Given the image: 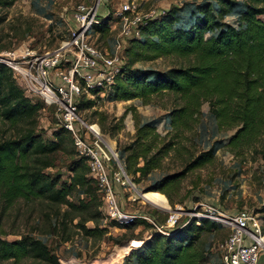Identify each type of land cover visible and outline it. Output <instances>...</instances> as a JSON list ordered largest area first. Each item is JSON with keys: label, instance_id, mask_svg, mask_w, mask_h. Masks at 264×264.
<instances>
[{"label": "trees", "instance_id": "1", "mask_svg": "<svg viewBox=\"0 0 264 264\" xmlns=\"http://www.w3.org/2000/svg\"><path fill=\"white\" fill-rule=\"evenodd\" d=\"M15 1L0 0V10ZM234 11L237 19L227 21ZM99 17L92 32L110 33L113 14ZM5 20L6 14H0V25ZM124 53L126 61L105 95L108 100L140 99L149 104L156 96L174 97L168 130L160 132L155 120L143 124L135 120L134 140L123 152L119 151L126 173L133 174L136 182L163 171L171 152L182 154L183 168L156 179L145 187L148 192L144 194H166L175 205L171 190L180 187L190 170L215 160V147L197 154L187 145L194 144L198 135L204 104H208L219 129L234 130L225 144L233 154L245 155L264 136V0H204L188 18H184L178 5H173L143 24L141 36L129 38ZM168 57L176 58L177 63L166 70L136 66ZM101 90L92 88L91 92L98 97ZM95 103L94 99L83 100L79 109L91 108ZM42 107L25 94L13 70L0 61V124L17 129L14 136L0 140V197L4 208L18 199H42L66 204L79 212H89L98 200L99 209L103 201L87 158L77 153L68 180L46 171L54 165L53 155L64 149L72 136L63 127L56 131L54 139H45L37 132ZM76 194L84 195L78 203L71 200ZM101 215L100 209L92 213L95 218ZM113 222L119 227H153L142 218L126 225ZM219 228H223L222 224L208 218L179 220L168 234L152 231L142 244L131 249L122 264H223L221 259H212L203 241L204 234ZM83 229L92 236L105 232L99 227ZM29 258L40 261L32 264H61L60 257L39 238L0 237V264H23Z\"/></svg>", "mask_w": 264, "mask_h": 264}, {"label": "rangeland", "instance_id": "2", "mask_svg": "<svg viewBox=\"0 0 264 264\" xmlns=\"http://www.w3.org/2000/svg\"><path fill=\"white\" fill-rule=\"evenodd\" d=\"M126 1H102L98 14L105 16L111 12L114 15ZM137 1L144 12L152 8L167 9L178 5L184 18H188L190 11L204 0ZM92 3L93 0H16L11 7L0 10V14H6V20L0 25V56L4 57L14 51L55 54L61 45L70 39L71 31L77 26L74 19L77 6ZM237 17L238 14L234 11L227 17V21L234 22ZM110 25L112 30L106 35L96 31L90 33L89 42L103 52L108 51L122 57L125 55L126 45L123 46L122 43V23L115 20ZM71 58L70 55H63L56 66L51 67L52 74L62 70L68 71L72 66ZM175 63L176 58L168 57L137 63L136 66L166 70ZM16 82L33 102H40L43 106L38 117L37 132L45 139H54L56 131L61 128L55 116V108L46 106L38 96L29 95L19 78ZM78 85L80 102L86 99L96 101L93 107L81 109V115L88 122L98 124L95 128L100 127L104 142L112 151H115L113 141L118 152H123V149L132 143L136 135L135 120L141 124L155 120L162 133L169 129L168 115L174 103L173 95L156 96L149 104H144L140 99L110 101L105 95L97 97L86 93L82 82ZM233 133L234 130L219 129L208 104L203 105L198 135L194 144L188 142L187 145L197 154L215 147L216 158L209 164L190 170L181 181L180 187L171 190L175 205L162 193L167 197L164 196L165 203L162 207L156 206L157 204L149 199L142 198L141 192L146 191V186L165 174L181 170L182 154L171 152L165 159L164 170L152 173L141 182H136L133 174L127 173L135 185L119 188L121 206L133 215L150 216L153 221L145 220L153 226L152 228L146 224L119 227L106 216L103 206L99 208L102 215L93 217L92 213L99 210L96 206L98 200H95L89 212H79L71 210L66 204H52L42 199H18L11 207L4 208L0 197V237L9 240L24 235L39 238L48 245L52 253L60 257L61 264L67 261L70 264H122L131 251L128 246L142 244V239L149 237L155 229L158 230L156 222L166 223L172 213L179 214L180 221L185 222L195 216L196 210L204 211L208 205H214L222 213L228 214L248 208L258 214L264 230V136L245 155L237 156L225 145ZM15 134L16 128L9 124H0V140ZM53 157L54 165L46 171L53 176H60L62 180H68L70 165L78 157L72 138L65 148L56 152ZM113 167L118 169L114 164ZM82 197L84 195L76 194L71 200L78 203ZM177 208L180 210L175 211ZM137 219H140V216ZM83 227H99L105 229V232L102 236L87 235ZM228 235L229 230L226 227L204 234L203 241L213 260L220 262L219 244ZM38 262L40 261L29 258L23 261V264Z\"/></svg>", "mask_w": 264, "mask_h": 264}, {"label": "built area", "instance_id": "3", "mask_svg": "<svg viewBox=\"0 0 264 264\" xmlns=\"http://www.w3.org/2000/svg\"><path fill=\"white\" fill-rule=\"evenodd\" d=\"M102 1L107 2L93 0L92 5L77 6L74 13L77 26L71 31L70 39L55 54L14 51L0 56V61L14 71L15 78L24 83L29 95L38 96L46 106L55 108V116L60 126L70 132L77 153L87 158L106 216L119 224H131L138 216L153 221L148 215H133L122 208L119 187L135 183L126 173L117 148L116 151L110 150L100 127L95 128L98 124L88 122L79 109L78 84L82 82L84 91L91 96L96 95L91 92L92 88H100L99 95L104 96L126 61L125 55L121 57L103 52L89 42L94 25L100 22L98 8ZM163 13L165 9L155 8L144 12L137 0H127L114 12L111 22L122 23L124 46L129 38L141 36L143 24ZM63 55L72 57V66L68 71L52 74L51 67L56 66ZM47 93L50 98H47ZM194 214L192 217L208 218L228 228L229 235L219 244L223 264H264V230L254 210L244 208L228 214L214 205H208L204 211L196 210ZM179 220V214H170L166 223L157 225L158 231L168 234Z\"/></svg>", "mask_w": 264, "mask_h": 264}, {"label": "bare ground", "instance_id": "4", "mask_svg": "<svg viewBox=\"0 0 264 264\" xmlns=\"http://www.w3.org/2000/svg\"><path fill=\"white\" fill-rule=\"evenodd\" d=\"M46 95H47V98H50L48 93ZM142 198L149 199L152 203L157 204V206H159V207H162L164 205V203H165L164 202V200H165L164 196L160 195L158 193L143 194ZM181 215H183V214H181ZM65 264H70V263L67 261V262H65Z\"/></svg>", "mask_w": 264, "mask_h": 264}, {"label": "crops", "instance_id": "5", "mask_svg": "<svg viewBox=\"0 0 264 264\" xmlns=\"http://www.w3.org/2000/svg\"><path fill=\"white\" fill-rule=\"evenodd\" d=\"M103 6H104V5H103ZM104 9H106V8L104 7ZM156 172H157V171H155V172H153V173H156ZM119 188L122 189V187H119ZM119 193H120V189H119ZM129 245H130V244H129ZM128 247H129V250H131L132 247H136V246H135L134 244H132L131 247H130V246H128Z\"/></svg>", "mask_w": 264, "mask_h": 264}, {"label": "water", "instance_id": "6", "mask_svg": "<svg viewBox=\"0 0 264 264\" xmlns=\"http://www.w3.org/2000/svg\"><path fill=\"white\" fill-rule=\"evenodd\" d=\"M144 192H148V191H144ZM144 192L143 191L141 192L142 196H143ZM178 210H180V209L179 208L175 209V211H178Z\"/></svg>", "mask_w": 264, "mask_h": 264}]
</instances>
